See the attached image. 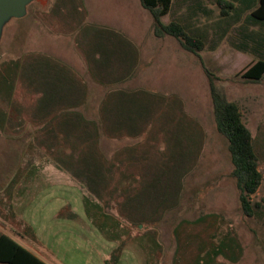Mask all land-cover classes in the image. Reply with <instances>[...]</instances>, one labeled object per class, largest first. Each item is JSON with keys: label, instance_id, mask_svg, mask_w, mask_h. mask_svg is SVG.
I'll return each instance as SVG.
<instances>
[{"label": "rangeland", "instance_id": "obj_1", "mask_svg": "<svg viewBox=\"0 0 264 264\" xmlns=\"http://www.w3.org/2000/svg\"><path fill=\"white\" fill-rule=\"evenodd\" d=\"M257 4L172 0L162 18L202 37L199 56L252 135L263 178L253 217L241 210L197 56L172 37L155 38L138 0H36L0 35V234L68 239L79 227L112 239L116 264L122 255L138 264H264V76L241 77L264 59V21L251 16ZM105 22L117 26L112 45L122 51L108 61L91 57L94 45H107L94 28ZM40 54L66 64L45 72ZM119 64L130 65L122 81ZM70 77L86 90L88 117H103L106 107L125 128L100 131L92 144L62 138L63 115L73 110L48 100ZM88 150L103 160L97 177L80 162ZM82 257L68 253L66 261Z\"/></svg>", "mask_w": 264, "mask_h": 264}, {"label": "trees", "instance_id": "obj_2", "mask_svg": "<svg viewBox=\"0 0 264 264\" xmlns=\"http://www.w3.org/2000/svg\"><path fill=\"white\" fill-rule=\"evenodd\" d=\"M141 7L146 10L153 20V35L156 38L165 36L172 37L179 42V45L187 52L197 56L200 64L207 76L209 84V95L212 105V113L216 130L222 135L228 144V152L232 163L231 175L235 180L236 188L239 192V203L243 214L253 217L256 211L262 207V202H251V197L257 193L262 183V173L259 170V159L253 148L252 135L242 120V114L235 102L228 101L224 93L215 85L214 79L205 67L199 53L204 48V41L201 36L190 35L184 26L176 21L163 23L162 18L168 14L172 0H138ZM220 3V2H218ZM222 5L224 7H222ZM222 8L230 7L227 2L221 3ZM227 12L222 9V14ZM251 16L259 21H264V0H258V4L251 12ZM264 76V59H258L249 65L242 73V78L248 83H257ZM79 136L84 139L88 135L86 128L88 121L82 115H78ZM95 138H99V123L94 125ZM86 139V138H85ZM97 140V139H96ZM94 152H82L80 162L85 165V170L92 171L103 169V165L98 158L93 157ZM137 199V198H136ZM88 202V199L85 200ZM86 207H89L85 203ZM88 213V210H87ZM116 264L117 257L113 254L105 261V264ZM0 264H46L31 252L26 250L16 241L5 234H0Z\"/></svg>", "mask_w": 264, "mask_h": 264}, {"label": "crops", "instance_id": "obj_3", "mask_svg": "<svg viewBox=\"0 0 264 264\" xmlns=\"http://www.w3.org/2000/svg\"><path fill=\"white\" fill-rule=\"evenodd\" d=\"M106 22L104 24L105 26H107L106 28L105 27H94V28H96V32L99 31L100 34L99 38L104 40L107 43V45H103V43L94 45V48L92 47L91 49L92 52H94L93 54L91 53L92 55L91 57L98 59L102 58L108 61L109 59H111V57L115 56V53L118 54L121 53L122 51L119 50V47L112 45L113 38L111 37V34L116 31L115 29L117 28V26L113 29L112 28L113 26L108 25V23ZM109 38L110 40H107ZM38 56L40 57L39 62L40 65L42 66V70L45 72H47L50 68V65L53 64L51 66L54 69H56L57 73L59 74L60 71L59 66H61V64H66L64 60L51 57L48 54L47 55L40 54ZM120 66H125L122 68L120 67L119 72L123 70V72L125 71L124 73H126V75L123 78H121L120 77L121 75H119V77H117L118 81H122L124 80L125 77L130 76V73L128 74L130 65L121 64ZM51 75L54 76L53 72ZM54 78L56 79V77ZM70 78L71 81H66L67 83L61 85V87H58L57 84L54 87V89L50 92L51 96L54 99L52 101L48 100L49 106L51 105V103L54 106L59 104L63 107V111L67 113L71 109L73 110L74 115L72 117H70V115H66V116L63 115L62 128L60 129V132L63 133V135H61L62 138L66 136V133L68 135L73 133V135L77 134V136H79L80 127L77 119L79 114H82L88 121L87 124L88 127L86 128L88 135H84L83 136L84 139L82 140L78 139V141H76L82 144L85 143L92 144V142L96 141L95 134L93 132L94 125L96 123H99L100 131L104 133L106 131L108 132L110 128H114L116 130H118L120 127L122 129L125 128L124 126L127 123V120H124L123 118L115 119L113 116H111L109 110L106 107H104V110L99 109L100 113H104L103 117H97V116L88 117L83 110L87 102L86 90L85 88L82 87L78 88L77 85L74 83L75 78L73 77ZM103 79L105 80L106 77ZM73 80L74 82H72ZM76 87L78 88V90L76 89ZM44 89L48 90L49 86L48 87L46 86ZM44 103L48 105L47 99L46 102L44 101ZM107 114H109L110 119ZM62 222L63 220H61V222L59 221V225H62ZM72 231L73 232L69 234L70 236L68 239H62L61 235L56 233L46 237L43 235H40L39 237L34 236L35 239L33 238L30 241L26 237H22V238L19 237L17 239L10 235L7 236L12 238L14 241H16L18 244H20L22 247H24L26 250L31 252L34 256H36L38 259H40L46 264L75 263L73 261H66L68 253L83 255L82 259L79 260V263L81 264H105V261L109 258L112 248L115 246L113 240L110 239L109 237L106 238L104 237V235L99 233L95 234V233L81 232V229L79 227H77L76 231H74V229ZM85 247H87L88 250L83 249ZM66 248H67V252H65ZM131 263L138 264V260L134 259L133 262H131L127 258H124L123 255L119 260V264H131Z\"/></svg>", "mask_w": 264, "mask_h": 264}, {"label": "water", "instance_id": "obj_4", "mask_svg": "<svg viewBox=\"0 0 264 264\" xmlns=\"http://www.w3.org/2000/svg\"><path fill=\"white\" fill-rule=\"evenodd\" d=\"M36 0H0V35L4 24L11 18L25 15L26 6Z\"/></svg>", "mask_w": 264, "mask_h": 264}]
</instances>
